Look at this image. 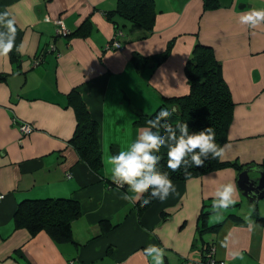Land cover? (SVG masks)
Wrapping results in <instances>:
<instances>
[{
    "label": "crops",
    "instance_id": "crops-1",
    "mask_svg": "<svg viewBox=\"0 0 264 264\" xmlns=\"http://www.w3.org/2000/svg\"><path fill=\"white\" fill-rule=\"evenodd\" d=\"M203 2L154 0V26L146 35L143 27L122 18L120 33L115 32L104 14L115 7V0H0V12L7 10L16 18L12 51L20 55L18 69L10 52L0 56V73H6L0 82V264H152L143 254L150 244L164 248V264H183L184 258L201 256L203 239L228 264H264V225L252 214L255 208L264 216V197L248 206L234 167L173 180L175 192L163 202L155 199L141 215L136 201L123 198L136 195L128 185L112 184L108 158L138 138L143 127L132 123L137 113L152 112L165 97L188 93L184 64L198 41L212 48L234 103L221 145L228 147L220 159L238 161L243 168L264 159V23L255 28L239 23L243 12L264 9V0H217L212 9ZM85 17L93 24L88 36L56 34L57 20L72 31ZM112 38L121 47L105 48ZM172 39L162 63L148 64L134 75L132 51L157 53ZM36 59H41L38 65L33 64ZM128 71L132 74L124 81L121 74ZM74 87L99 122L101 176L68 141L76 116L66 106L65 94ZM21 122L33 126L23 137L17 127ZM229 182L237 188L236 208L213 217V224L224 223L194 242L202 204L213 209L217 188ZM44 197L79 202L80 216L71 222L75 242L56 243L44 231L30 236L25 228H14L17 203ZM102 219L113 227L103 232ZM234 251L243 259H233Z\"/></svg>",
    "mask_w": 264,
    "mask_h": 264
},
{
    "label": "trees",
    "instance_id": "trees-1",
    "mask_svg": "<svg viewBox=\"0 0 264 264\" xmlns=\"http://www.w3.org/2000/svg\"><path fill=\"white\" fill-rule=\"evenodd\" d=\"M203 7L212 9L218 7L217 0H204ZM106 19L112 24L114 30L120 31L122 25L119 19L135 23L143 27L145 34L152 33L156 8L154 0H115V7L111 10L104 11ZM93 30V24L88 17L77 25L72 31L65 34L67 37H86ZM174 39L167 42L164 50L143 55L138 51H132L129 61L130 65L136 72L150 64L162 63L169 55ZM11 62L15 68L20 67V55L15 50L10 52ZM37 60V61H36ZM38 65L41 59H36ZM184 73L188 83V93L181 96H171L162 99L152 112H138L133 124L137 126H146V122L156 115L161 108H168L173 111L167 122L175 127L177 124L187 123L189 132H198L206 127L211 126L215 130V142L221 147L226 141V132L232 120L233 101L230 89L224 81L221 64L215 58L210 46L204 45L199 41L196 42L191 50L190 56L184 64ZM6 73H0V82L4 81ZM66 106H71L75 112L76 125L69 138V143L74 147L82 159L89 166L90 170L101 176L102 170V149L99 139V122L91 116L84 100L78 93L77 87L72 88L65 94ZM161 131H163L161 129ZM177 135L179 132L177 131ZM198 151V150H197ZM168 148L162 147L156 155L162 157L157 165L161 172H167L169 178L173 180H184L193 176H200L207 172L231 166L239 173L243 165L238 161H222L220 158L212 159L211 154L205 160L203 167L192 165L185 170L182 165L180 169L173 172L167 167ZM251 164H245L244 167ZM264 170V159L260 163H254ZM112 184L113 181H112ZM151 189L143 193L139 201L135 202V208L138 215L145 212L156 198L146 206H141L144 198H149ZM205 203L202 204L197 217V232L194 242L203 238L204 234L217 231L224 223L218 222L208 224L207 217L213 209H204ZM253 217L257 223L264 225V216L260 215L255 208L252 211ZM80 216L79 202L71 197H44V198H27L17 203L13 212L12 222L14 228H25L30 236L40 231L47 233L56 243L75 242L72 237L71 222ZM228 216H237L230 213ZM238 217V216H237ZM103 232L110 230L113 224L107 220L100 221ZM209 243L204 239L199 243L200 246Z\"/></svg>",
    "mask_w": 264,
    "mask_h": 264
},
{
    "label": "clouds",
    "instance_id": "clouds-1",
    "mask_svg": "<svg viewBox=\"0 0 264 264\" xmlns=\"http://www.w3.org/2000/svg\"><path fill=\"white\" fill-rule=\"evenodd\" d=\"M16 23V18L9 11L0 12V27L5 30L0 31V56H7L15 45ZM239 23L252 28L259 26L264 23V9L251 8L243 12L239 16ZM33 64L36 65L35 61ZM173 111L175 109L170 111L168 108H161L154 118L146 122L138 138L126 150L109 156L113 182L119 187L128 185L129 189L136 194L135 196L126 194L124 199L139 201L143 193L151 189L149 198H144L141 203V206H146L152 198L163 202L175 192V186L169 174L157 168L162 157L155 153H158L162 147L168 148L167 167L173 172L180 169L182 165L185 170L192 165L198 168L203 167L209 154L212 159L224 157L225 148L228 146L217 145L215 130L211 126L192 133L189 132L187 123L173 127L167 122ZM237 195L234 182L219 185L212 204L218 217L222 211L237 202ZM143 254L146 259L151 258L152 264H164L165 250L158 245H148L143 249ZM230 255L233 259H243L239 251H234Z\"/></svg>",
    "mask_w": 264,
    "mask_h": 264
},
{
    "label": "built area",
    "instance_id": "built-area-1",
    "mask_svg": "<svg viewBox=\"0 0 264 264\" xmlns=\"http://www.w3.org/2000/svg\"><path fill=\"white\" fill-rule=\"evenodd\" d=\"M57 21H58L57 22L58 28L56 29V34L65 35L66 33H68L69 30L65 29L61 20H57ZM52 47L53 45H50L48 50L51 51ZM119 47H121V45L119 41L116 40L115 38L111 39L105 44V48H108V49L119 48ZM17 127L20 132V137L25 136L26 134L30 133L33 130L32 124L27 123V122H21L17 125ZM69 176L70 175L67 174V177ZM3 197H4V193L0 191V199H2ZM214 253H215V249H214L213 244L211 243L203 244L201 246V256L199 258H184L183 264H228L225 260L216 257ZM65 264H73V261H67Z\"/></svg>",
    "mask_w": 264,
    "mask_h": 264
},
{
    "label": "water",
    "instance_id": "water-1",
    "mask_svg": "<svg viewBox=\"0 0 264 264\" xmlns=\"http://www.w3.org/2000/svg\"><path fill=\"white\" fill-rule=\"evenodd\" d=\"M236 185L251 206L264 197V170L259 166H246L237 174Z\"/></svg>",
    "mask_w": 264,
    "mask_h": 264
},
{
    "label": "rangeland",
    "instance_id": "rangeland-1",
    "mask_svg": "<svg viewBox=\"0 0 264 264\" xmlns=\"http://www.w3.org/2000/svg\"><path fill=\"white\" fill-rule=\"evenodd\" d=\"M132 67V66H131ZM133 69V68H132ZM134 70V69H133ZM134 72H135V74L134 75H136V76H138V73L139 72H136L135 70H134ZM128 74H132V72H126V73H124V74H121L122 75V77L124 78V76L125 75H128ZM124 81H125V78H124ZM142 127H145V126H142ZM254 175H257V174H254ZM244 202L243 203H246V201L245 200H243ZM241 204V207H240V209L239 208H237V210H239L240 212H242L244 209H243V205H245V204ZM248 203V202H247ZM248 206H250L249 204H248ZM232 208H236V206H232ZM209 217H208V224H213L214 222L212 221V218L213 217H218L217 216V214L214 212V210L213 211H211L210 213H209V215H208Z\"/></svg>",
    "mask_w": 264,
    "mask_h": 264
},
{
    "label": "bare ground",
    "instance_id": "bare-ground-1",
    "mask_svg": "<svg viewBox=\"0 0 264 264\" xmlns=\"http://www.w3.org/2000/svg\"><path fill=\"white\" fill-rule=\"evenodd\" d=\"M60 36H63V35L60 34ZM120 45H121V44H120ZM48 51H50V50H48Z\"/></svg>",
    "mask_w": 264,
    "mask_h": 264
}]
</instances>
